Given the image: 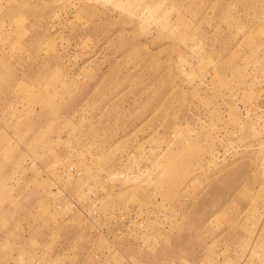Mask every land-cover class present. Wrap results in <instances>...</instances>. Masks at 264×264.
<instances>
[{
	"label": "rangeland",
	"instance_id": "374dc122",
	"mask_svg": "<svg viewBox=\"0 0 264 264\" xmlns=\"http://www.w3.org/2000/svg\"><path fill=\"white\" fill-rule=\"evenodd\" d=\"M0 264H264V0H0Z\"/></svg>",
	"mask_w": 264,
	"mask_h": 264
}]
</instances>
